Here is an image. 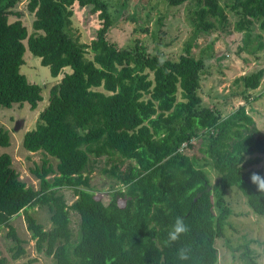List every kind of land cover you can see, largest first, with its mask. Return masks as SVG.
Here are the masks:
<instances>
[{
    "label": "trees",
    "instance_id": "1",
    "mask_svg": "<svg viewBox=\"0 0 264 264\" xmlns=\"http://www.w3.org/2000/svg\"><path fill=\"white\" fill-rule=\"evenodd\" d=\"M18 1L0 0V107L26 102L34 109L42 99L40 86L19 71L26 48L51 76L70 71L49 88L34 127L21 139L27 151L55 159L52 166L43 157L30 170L37 187L20 180L10 155L0 153V226L13 242L11 257L25 251L9 224L22 213L34 251L52 264H217L214 242L224 236L231 213L226 190L235 186L251 212L264 217V193L250 180L253 172L264 177V161L252 168L262 161L264 132L255 129L245 104L226 116L201 104L197 90L211 45L197 57L191 48L201 31L229 32V11L236 17L232 30L242 33L238 50L254 54L263 43L251 27L264 28V0H162L168 7L187 4L191 32L174 60L137 40L126 48L111 42L108 32L119 15L112 0H27L29 33L14 10ZM73 3L97 12L100 25L89 44L72 35ZM9 15L16 18L9 21ZM127 16L137 19L134 12ZM263 73L258 68L234 79L242 101H249ZM8 145L9 133L0 127V146ZM195 148L215 172L213 183L185 151ZM89 156L128 161L121 170L115 164L102 169L115 181L106 202L89 189ZM60 188L72 190L70 204ZM34 206L46 208L48 228L28 212ZM69 210L78 215L74 236ZM177 217L190 231L166 245ZM180 247L189 249L188 261L177 258ZM242 256L243 264H258L247 248Z\"/></svg>",
    "mask_w": 264,
    "mask_h": 264
},
{
    "label": "rangeland",
    "instance_id": "2",
    "mask_svg": "<svg viewBox=\"0 0 264 264\" xmlns=\"http://www.w3.org/2000/svg\"><path fill=\"white\" fill-rule=\"evenodd\" d=\"M27 0H19L14 8L19 12L18 18L26 27L27 32H31V21L33 14L26 9ZM119 10L115 24L109 29L108 38L119 48L131 46L135 40L139 41L146 51L153 53L159 51L164 58L176 59L182 53L184 42L188 39L191 27L185 19L187 4L176 7H168L162 0H112ZM125 3L123 9L120 5ZM193 3V2H192ZM190 3L189 7L193 4ZM152 6V7H151ZM72 15L70 17V29L72 35L83 44H89L95 35L96 28L100 25L97 12H91L88 6H79L73 3L71 6ZM135 13L136 20L129 19L126 15ZM161 17V19H159ZM16 17L9 15L8 20ZM229 32L201 31L196 39V45L192 46L191 53L197 57L201 49L206 45H211L208 59L205 60V68L199 79L198 95L201 104L208 107L217 108L222 116L233 112L239 105L245 104V111L251 116L254 127L260 132H264V73L258 86L249 91L248 102L242 101L238 95L239 86L234 83V79L242 74L254 71L258 68L264 69V28H259L253 22L252 35L259 34L263 47L250 55L238 50L242 44V33L232 30V22L236 19L227 11ZM145 30V31H144ZM217 35V36H216ZM25 43V40L23 41ZM254 44V41H252ZM86 57L90 56L87 52ZM23 63L19 66V71L25 75L30 83L40 86L42 99L37 102L34 109H30L26 102L21 105L16 103L10 107H0V127L5 128L9 133V145L0 146V153L6 152L11 157V165L18 174V178L26 185L37 187L38 180L31 173L35 165H40L43 157L54 166L55 159L43 153L29 152L21 145L23 133L34 127L38 112L46 105L49 88L57 83L64 72H69V67H64L57 76L49 74L48 67L39 63V58L31 54L27 48L22 54ZM237 94V95H236ZM15 122L19 123V128L13 130ZM189 155L197 157V163L207 173L209 180L213 183L216 179L215 172L206 164L203 155L198 149H186ZM262 161L253 165L252 168L263 165ZM115 162V163H114ZM128 163L123 161L117 165V161L107 157L93 158L89 156L88 167L89 189L94 191V195L107 201L106 192L115 184L114 179L108 172L110 165L115 164L121 170ZM67 204L74 200L73 192L70 188H60ZM225 200L231 209L224 227V236L215 239L214 245L217 249V264H243V252L247 248L256 257L258 264H264V217L255 215L247 207L244 197L235 186L229 187L225 192ZM28 212L41 223L44 228L49 227L48 212L45 207L34 206ZM69 227L73 236L77 230L78 215L69 210ZM9 224L14 228L15 233L23 240L22 246L24 254L13 259L10 255L9 247L13 242L6 235L7 227L0 226V259L3 264H52L50 257L43 256L34 251L33 240L29 237V232L25 228L23 214L18 213L11 217Z\"/></svg>",
    "mask_w": 264,
    "mask_h": 264
},
{
    "label": "clouds",
    "instance_id": "3",
    "mask_svg": "<svg viewBox=\"0 0 264 264\" xmlns=\"http://www.w3.org/2000/svg\"><path fill=\"white\" fill-rule=\"evenodd\" d=\"M251 183L257 186L260 193H264V177L253 172L250 176ZM190 231L188 225L185 223L184 219L177 217L171 230L168 232L167 239L165 241L166 245H171L177 242L182 235H186ZM177 258L180 261H188L190 259L189 249L185 247H180L177 250Z\"/></svg>",
    "mask_w": 264,
    "mask_h": 264
},
{
    "label": "water",
    "instance_id": "4",
    "mask_svg": "<svg viewBox=\"0 0 264 264\" xmlns=\"http://www.w3.org/2000/svg\"><path fill=\"white\" fill-rule=\"evenodd\" d=\"M18 128H19V123L18 122H15L14 127H13V130H17Z\"/></svg>",
    "mask_w": 264,
    "mask_h": 264
}]
</instances>
